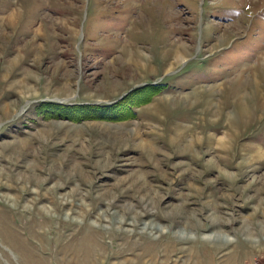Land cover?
Masks as SVG:
<instances>
[{
	"label": "rangeland",
	"instance_id": "374dc122",
	"mask_svg": "<svg viewBox=\"0 0 264 264\" xmlns=\"http://www.w3.org/2000/svg\"><path fill=\"white\" fill-rule=\"evenodd\" d=\"M89 263L264 264V0H0V264Z\"/></svg>",
	"mask_w": 264,
	"mask_h": 264
},
{
	"label": "bare ground",
	"instance_id": "6f19581e",
	"mask_svg": "<svg viewBox=\"0 0 264 264\" xmlns=\"http://www.w3.org/2000/svg\"><path fill=\"white\" fill-rule=\"evenodd\" d=\"M149 156L151 157V154L149 153ZM148 156V157H149ZM155 156V155H154ZM80 245H81V247H84V248H89V247H91V245H92V243H94V242H92V238L88 235V233H86V235L84 234V236L80 239ZM86 249H85V251H86ZM69 250V249H68ZM88 250V249H87ZM90 250V249H89ZM90 257V256H89ZM89 257L88 258H86L85 260H87V261H89ZM91 260V259H90ZM79 261V260H78ZM67 263V262H66ZM77 263V262H76ZM79 263V262H78ZM90 264V263H89Z\"/></svg>",
	"mask_w": 264,
	"mask_h": 264
},
{
	"label": "trees",
	"instance_id": "16d2710c",
	"mask_svg": "<svg viewBox=\"0 0 264 264\" xmlns=\"http://www.w3.org/2000/svg\"><path fill=\"white\" fill-rule=\"evenodd\" d=\"M54 105H56V104H54ZM60 108V107H59Z\"/></svg>",
	"mask_w": 264,
	"mask_h": 264
}]
</instances>
